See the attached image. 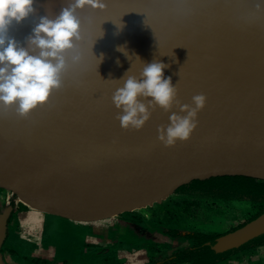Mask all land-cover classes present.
I'll use <instances>...</instances> for the list:
<instances>
[{"label": "water", "instance_id": "water-1", "mask_svg": "<svg viewBox=\"0 0 264 264\" xmlns=\"http://www.w3.org/2000/svg\"><path fill=\"white\" fill-rule=\"evenodd\" d=\"M134 1L133 10L144 3ZM168 1L170 9L208 2ZM61 2L64 6L67 4L61 0L50 1L51 9L55 11L58 7L60 11ZM117 2L110 0L109 3L108 12L114 16H118ZM120 3L128 5L127 0ZM92 9L85 6L76 11L77 17L84 20L80 25L83 42L73 38L76 47L70 49L71 54L64 53L67 66L61 74V86L52 89L46 102L26 115H18L14 106L0 108V189L8 191L10 197L17 198L30 210L87 227L173 195L174 189L192 179L235 175L264 181V82L225 100L212 94L205 96L190 136L171 146H165L157 138V126L166 125L169 114L179 111L175 103L168 111L153 108L149 119L138 130L122 128L116 118L119 110L112 101L93 106L78 88V82L83 80L94 89L97 87L92 73L100 66H96L95 57L91 58L94 62L89 58V32L103 18L101 12H92ZM105 21L100 25L102 33L106 29L119 32V22L104 24ZM35 23L31 13L20 23L13 22L9 35L23 42ZM129 29L130 26L123 32L122 39L132 45ZM105 42L99 36L95 38L92 54L101 57V48L105 47L101 60L122 68L125 65L129 70L126 75L139 74L147 57L153 56L150 61H163L156 52H142L138 43L131 46L129 55L124 54V60L123 54L114 51L115 42L103 45ZM76 54L80 59L73 63L71 57ZM112 54L125 62L117 63ZM136 56L141 58L139 65L135 63ZM84 59L94 63L92 73L85 65L89 61ZM178 61V69L168 64L170 69L165 68L164 72L174 74L171 82L176 84L179 102L191 104L186 89L195 88L192 84L196 80L188 78L191 66L181 59ZM11 210L8 206L0 211V250ZM121 222L134 229L124 220ZM263 235L264 212L206 245L214 253L222 254ZM0 264H6L1 251Z\"/></svg>", "mask_w": 264, "mask_h": 264}, {"label": "bare ground", "instance_id": "bare-ground-1", "mask_svg": "<svg viewBox=\"0 0 264 264\" xmlns=\"http://www.w3.org/2000/svg\"><path fill=\"white\" fill-rule=\"evenodd\" d=\"M41 1L34 0L35 12L32 15L35 22L40 15L53 16L59 12L58 7L55 11L51 9L50 1L53 0ZM141 1L144 2L142 7L136 10L131 6L136 4L134 0H127L128 5L123 4L120 7L115 4L119 9L116 14L125 12L120 20L110 14L108 9L102 12V18L112 16L113 22L120 24L119 32L106 29L99 36L106 41L103 45L115 42L117 46L122 45L126 49L125 53L129 55L131 46L138 43L142 52H156L157 57L162 58L173 69H178L179 59L187 62L191 66L187 71L188 78L196 80L192 84L196 87H189L186 89L188 92L185 91L190 98L203 93L204 96L212 94L219 100H225L249 86L264 82V5L258 8L256 0H208L200 6L185 4L181 9H170L168 0ZM64 2L67 3L68 0ZM62 5L64 7L61 2ZM128 26L131 31L130 40L134 42L132 45L122 39ZM83 34L85 35L84 32ZM89 35H92V31ZM116 37L120 43L115 40ZM79 42H83L82 37ZM104 49L105 47L101 48V54L105 53ZM66 51L71 54L70 49ZM114 51L123 54V59L126 60L123 52L117 48ZM111 56L113 60L118 58L120 63L125 62L115 54ZM99 57H95V64L100 66L97 65L99 68L95 72L92 71L93 60L84 59L89 61H84L85 65L95 75L96 89L87 81L78 82L82 97L93 106L111 102L113 91L122 85L123 81L119 79L124 74L123 71L128 70L125 65L124 68L122 65L114 66ZM140 60L136 56L135 63L139 65ZM133 64L130 63L132 66ZM25 204L29 205L28 202Z\"/></svg>", "mask_w": 264, "mask_h": 264}, {"label": "clouds", "instance_id": "clouds-1", "mask_svg": "<svg viewBox=\"0 0 264 264\" xmlns=\"http://www.w3.org/2000/svg\"><path fill=\"white\" fill-rule=\"evenodd\" d=\"M34 0H0V108L14 106L18 115H26L46 102L52 89L61 86V74L67 60L64 55L74 49L80 38V20L76 10L85 6L103 8L104 0H68L53 16L40 15L24 41L9 35V28L34 13ZM264 0H256L259 8ZM117 50L125 54L122 45ZM127 56V55H125ZM101 54L100 59H102ZM79 54L71 61L78 62ZM99 59V61H100ZM117 63L119 60L117 58ZM169 65L153 59L143 62L139 74H128L119 79L122 85L112 93V104L119 111L116 118L122 128L140 129L155 107L168 111L173 104L179 111L169 114L166 125L157 126V138L171 146L177 140H186L197 124V113L204 106L203 93L191 97V104H181L176 84L164 74Z\"/></svg>", "mask_w": 264, "mask_h": 264}, {"label": "rangeland", "instance_id": "rangeland-1", "mask_svg": "<svg viewBox=\"0 0 264 264\" xmlns=\"http://www.w3.org/2000/svg\"><path fill=\"white\" fill-rule=\"evenodd\" d=\"M107 23L108 21H105L104 24ZM149 59L147 57L144 62H149ZM173 75L169 76L173 77ZM4 196L7 201L3 208L0 207V211L8 207L10 198L8 191L0 189V205ZM11 198L15 199L13 210L18 212L15 211L11 215L8 237L2 246V251L8 250L10 253L8 264H146V252L139 249H145L150 239L147 241V238L135 235L138 227L136 222L135 232L125 228V225L118 224L121 220L126 221L130 214H137L143 218V226L149 225L150 221L159 222L163 228L175 225L181 232L226 233L247 222L263 208L243 201L192 200L183 196L166 195L143 207L132 209L131 212L85 227L58 216L42 215L30 210L17 198L13 196ZM175 201H177L176 204ZM17 204L21 206L20 209ZM173 214L177 217L172 218ZM24 215L28 220L23 219ZM30 216H35L36 221H31ZM16 217L20 221L19 224ZM174 221L178 223L175 224ZM110 223L114 224V227H111L112 230L101 231V241H106L110 236L112 238L107 245L90 240L94 234V228H106L110 226ZM148 227L151 229L150 233L155 234L157 239L170 242L168 238L155 233L158 227ZM115 238L119 240V243L111 241ZM184 245H186L184 241L175 243L176 247ZM215 264H264V247L257 249L249 246L242 247Z\"/></svg>", "mask_w": 264, "mask_h": 264}, {"label": "trees", "instance_id": "trees-1", "mask_svg": "<svg viewBox=\"0 0 264 264\" xmlns=\"http://www.w3.org/2000/svg\"><path fill=\"white\" fill-rule=\"evenodd\" d=\"M173 195L183 196L186 199L192 200L208 199L220 200L223 202L243 201L250 205L263 207L260 212L255 214L248 221L264 212V181L256 180L250 177L235 175H211L203 178L192 179L174 189ZM176 203L177 201H175V204ZM174 216L177 217V215L173 214L172 218H174ZM134 217L144 220L138 215H134ZM149 223V225L147 223L146 224L152 228L158 227L155 233L166 236L171 242L184 241L186 243V245L172 252L169 256L170 258L164 260L160 264H215L222 259H226L229 255L236 251L231 250L222 254H216L209 246L206 245V243L212 244L216 238L224 233H208L201 231H188L187 233H182L175 225H171L172 228L166 227L162 230L163 227L159 222L156 223L149 221ZM174 223L176 224L178 222L174 221ZM234 229H231L230 231ZM129 230L135 232L131 227ZM142 231L146 233V240L148 241V239H150V242L146 241L147 243L145 246L147 251L146 256L148 259L146 264H157V260L154 261V259H160L162 257L163 252L160 251L162 248H165L167 244L157 243L156 241L159 240L156 238L155 234L150 233V228L149 230L144 228ZM262 244H264V235L242 247ZM169 247L174 248L171 245H169Z\"/></svg>", "mask_w": 264, "mask_h": 264}, {"label": "flooded vegetation", "instance_id": "flooded-vegetation-1", "mask_svg": "<svg viewBox=\"0 0 264 264\" xmlns=\"http://www.w3.org/2000/svg\"><path fill=\"white\" fill-rule=\"evenodd\" d=\"M12 200V198L10 197L9 198V204H8V206H12L11 208H12V210H11V212H10V215H9V217H8V220H7V224H6V227H7V233H8V224H9V222H10V220L12 219V216L11 215H13V213H15V211L13 210V207H14V202L13 201H15V199L13 198V200ZM7 201V198L4 196L3 197V202H2V205H0V207H2L3 208V206L5 205V202ZM10 202H12V203H10ZM19 204H17V206H18ZM16 206V207H17ZM20 205L18 206V208L20 209ZM17 208V209H18ZM16 212H18V211H16ZM130 214V213H129ZM137 215V214H136ZM30 220L31 221H33V222H35L36 221V217H32V216H30ZM126 221H128L130 224H132L134 227H136V225H135V222L137 223V226L139 227H137L136 229H137V231H136V234H137V236L139 237L140 236V238H141V236L142 237H144L145 238V235H146V233L144 232V231H142V229H144V228H146V229H149V227H148V225H145V226H143V224H142V220H140V219H138V218H135L134 217V215H132V214H130V217L126 220ZM134 223V224H133ZM167 228H172L171 227V225L170 226H167ZM165 228H162V230H164ZM180 231V230H179ZM181 232V231H180ZM188 232V231H187ZM187 232H182V233H187ZM7 233H6V238H5V240H4V242H3V245H4V243H5V241H6V239H7ZM158 234V233H157ZM160 235V234H159ZM163 237H166V236H164V235H162ZM167 238V237H166ZM159 241H156L157 243H166L167 244V246L165 247V248H162L161 249V251L160 252H163L162 253V257L160 258V259H154V261H156L157 260V264L159 263H162L164 260H167V259H169L170 257V254L172 253V252H174L176 249H179L180 247H182V246H179V247H176L175 246V243H178V242H168V241H166V240H161V239H158ZM179 242H181V241H179ZM183 242V241H182ZM2 245V246H3ZM169 245H171V246H173L174 248H170L169 247ZM249 247H252V248H263L264 247V244H262V245H253V246H249ZM139 250H144L145 252H147L146 251V249H143V248H141V249H139ZM3 254H4V252H9L8 250H6V251H2V247H1V250H0ZM138 251V250H137ZM3 259H5V263L6 264H8V262H7V260H6V258H5V255H3ZM147 261H148V259H147ZM147 263V262H146Z\"/></svg>", "mask_w": 264, "mask_h": 264}, {"label": "snow or ice", "instance_id": "snow-or-ice-1", "mask_svg": "<svg viewBox=\"0 0 264 264\" xmlns=\"http://www.w3.org/2000/svg\"><path fill=\"white\" fill-rule=\"evenodd\" d=\"M120 6H122V5H121V3H120V0H118V2H117V7H120ZM108 8H109L108 0H104V7H103V8H93L91 11H92V12H97V11H98V12H105V10L108 9ZM126 12H128V11H126ZM136 12H137V11H136ZM124 13H125V12H123V13L120 14V15H118L117 18L119 19L120 16H122ZM79 20H80V25H83V24H84V20H83V19H79ZM104 20H111V21L113 22V17H112V16H105L103 19L100 20V22H99L98 24L93 25L92 35H91V37H90V41H89V42H90V47H89V57H90V59L96 57V56H94V55L92 54L91 46H92V44H93L95 38L98 37V36H101V35L103 34V33H102V30H101V28H100V25H101V23H102ZM119 20H120V19H119ZM113 23H114V22H113ZM114 24H115V23H114ZM81 36H82V33L80 32V38H81ZM80 38L77 40V42H79ZM97 65H98V64H97ZM97 65H96V66H97Z\"/></svg>", "mask_w": 264, "mask_h": 264}, {"label": "crops", "instance_id": "crops-1", "mask_svg": "<svg viewBox=\"0 0 264 264\" xmlns=\"http://www.w3.org/2000/svg\"><path fill=\"white\" fill-rule=\"evenodd\" d=\"M26 213V212H25ZM30 213V212H29ZM26 215V214H25ZM23 216L24 218L23 219H25V220H28V218H25V217H27V216ZM16 219L18 220V218L16 217ZM19 220H18V224H19ZM125 222H127V223H129L128 221H125ZM118 223V222H117ZM120 226L121 225H125V228H127V229H130V227H127L126 226V224H124V223H122V222H119L118 223ZM130 224V223H129ZM90 226H93V225H90ZM111 227H114V225H110V226H107L106 228H98V229H95L94 228V234H92V238L90 239V240H92L93 242H95V243H102L103 245H107V243H108V241L110 240V239H112L111 238V236L109 237V238H107V240L106 241H101V236H102V234H101V231H106V230H112L111 229ZM135 231V230H134ZM94 235V236H93ZM7 236H8V233H7ZM114 238V237H113ZM33 240V239H32ZM31 240V241H32ZM23 241V240H22ZM111 241H114V243H119V240L117 239V238H115V240H111ZM108 247V246H107ZM110 247V246H109ZM116 250V249H115ZM136 252V251H135ZM6 253H7V255H6ZM9 254L10 253H8V252H5V254H3L2 253V255H5V258H6V260H8V256H9ZM4 260V262H5V259H3Z\"/></svg>", "mask_w": 264, "mask_h": 264}]
</instances>
